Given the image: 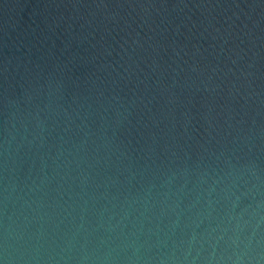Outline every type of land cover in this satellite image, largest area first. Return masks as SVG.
<instances>
[{
  "label": "water",
  "instance_id": "95a60500",
  "mask_svg": "<svg viewBox=\"0 0 264 264\" xmlns=\"http://www.w3.org/2000/svg\"><path fill=\"white\" fill-rule=\"evenodd\" d=\"M0 264H264V0H0Z\"/></svg>",
  "mask_w": 264,
  "mask_h": 264
}]
</instances>
